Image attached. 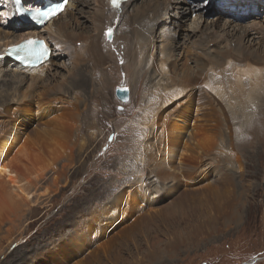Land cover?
Instances as JSON below:
<instances>
[{
	"label": "rangeland",
	"instance_id": "374dc122",
	"mask_svg": "<svg viewBox=\"0 0 264 264\" xmlns=\"http://www.w3.org/2000/svg\"><path fill=\"white\" fill-rule=\"evenodd\" d=\"M156 1L134 0V9L147 11V4ZM186 1L200 5L201 11L188 10L178 27L168 19L157 22L152 43L158 45L161 33L173 32L170 41L178 70L188 63L194 65L197 89L203 88L198 92L206 93L202 78L207 72L219 71L228 83L236 79L237 66L224 59L223 47L214 46L217 53L201 54L196 45L208 33L233 43L247 30L243 45L250 51H263L264 0ZM104 3L68 0L63 12L30 30L25 28L29 23L11 16L7 0H0V47L4 42L1 32L13 33L11 40L32 31L34 37L49 42L53 54L36 67L41 80L34 92L29 89L33 83L30 72L0 64V139L12 132L20 145L26 143L28 162L21 157L19 164L28 163L34 169L32 176L39 178L38 198L34 196L29 207L14 204L6 195L7 187L0 185V264H264V146L260 140L264 144V118L263 137L257 134L259 140L251 144L246 139L231 140L234 150L226 147L232 160L227 172L233 184L221 183L225 169L180 175L171 168L158 177L153 161L159 153L152 134L161 129L164 115L174 113L167 120L182 123L186 91L172 97L171 88L167 93L161 89L165 77L152 78L151 63L137 67L130 61L120 36L121 30L128 31L127 14L131 12L115 22L114 12L103 10ZM171 11L165 12L167 17ZM168 18L174 19L173 15ZM165 23L168 28L162 30ZM109 29L111 40L105 35ZM258 67L264 70V64ZM116 87L129 89L127 101L116 97ZM160 100L166 101L157 109L162 118L151 127L155 116L151 103ZM233 107L235 113L227 108L225 115H218L222 134L231 126L225 134L233 131L240 140L247 131V138L258 125L259 113L264 116V107L249 105L244 112L238 104ZM190 112L191 121L196 122L195 107ZM54 122H61L66 130L45 133ZM227 140H222L223 145ZM52 146L58 154L49 150ZM256 151L258 158L252 156ZM236 160L244 163L243 172ZM176 174L180 177L170 181ZM214 193L219 196L208 203L210 210L205 213L199 198ZM226 200L233 203L234 216L229 215L231 204ZM208 214L215 215L210 225L214 229L204 227L205 232H198Z\"/></svg>",
	"mask_w": 264,
	"mask_h": 264
},
{
	"label": "bare ground",
	"instance_id": "6f19581e",
	"mask_svg": "<svg viewBox=\"0 0 264 264\" xmlns=\"http://www.w3.org/2000/svg\"><path fill=\"white\" fill-rule=\"evenodd\" d=\"M22 1L23 4L27 7L33 6L36 8L39 7L42 2V0H22ZM249 1L253 3L260 1L263 2V0H249ZM7 2L9 5V0H7ZM102 3H104L102 7L103 10L105 9L106 12L109 10L114 12L115 22H121V20L125 17V14L131 12V14H127V16H130L128 21V31L127 33H125V31L121 30V36H120L121 40L124 39L126 54L127 57H129L130 61L135 62V65L137 67L139 66L138 64L144 65L147 62L149 64L151 63L152 78L155 79L157 76L165 77L166 79L164 83L161 85V89L165 90L167 93L168 92L167 90L171 88L172 97L182 95V93L186 91V93H184L183 96H185L188 101L186 102L187 106L185 112L181 113L182 123H179L181 120L178 121V123H174L172 120H167V117L169 116L164 115L165 117V118L163 117L164 122L161 121L163 123H161V125L158 124L161 126L160 127L161 129L158 131V133L156 130H154L156 132H153L152 134V136L156 138L155 145L157 147V152L159 153V156L156 157L155 161H153L155 166V173L157 174V176L160 175V173H164V171L171 168L177 170L180 175L187 174L189 172L193 173L198 169L203 170V172L207 171V173H210V171L212 172L215 170L221 172L222 169H225L223 170L225 172L221 174L222 175L221 183L223 185L233 184L232 175L231 173L227 172L228 165L232 160L227 156L226 147L228 145L227 148L231 151L234 150L232 144L233 141L235 143H238L239 141L242 142L243 139H246L244 142L245 143L250 142L251 144V140L258 139L257 134L262 135L263 137V126L261 127V122L263 121L264 116L262 113H259V116L256 117V122L258 123V125L256 124V127L249 132L250 133L249 137L247 138L245 137V134L247 132L245 131V134L240 136L242 139L239 140L237 137L234 136L233 131L231 133L229 132L230 131L229 130L228 133H226L227 135L225 134V132H227L229 128L231 129V126L228 127V129H226V131L224 132L225 135L222 134L223 127L222 128L220 127L221 125L220 123L222 122V120L221 121L219 120L218 115L219 114L225 115L224 110H226L227 108L235 113L236 109L233 107V105L236 104H238L239 109H242L243 112L245 111L246 107L249 105H253L255 108H260V109L264 107V75H263L264 70L262 67H258V64L261 65L264 64V50L262 51L256 49L255 51L254 50L250 51L246 46L243 45L241 39L242 36H244L247 33V30H243L241 32L242 34L241 37H237L236 39H234L233 43H231L232 42L231 39L222 38L214 33H208L206 35V39L203 40L199 44V46L196 45L197 52L201 54H208L212 52L217 53L213 49L214 46L223 47L224 49L222 51L224 52L223 54L224 59L227 62L234 61L235 65L237 66V70H236L237 75H236V79L234 80L230 79L228 83H224L222 77L219 75L220 74L219 71H217V74L212 71L207 72L202 78L203 79L202 81H204L205 84L204 87H206V93H201L198 91H201L203 88L201 90H199L200 88L197 89V84L194 81L195 78L194 65L191 66L188 63L182 65L178 70V65L175 64L176 60L174 61L173 58V52H174L173 45L171 44L170 41L171 38L173 37V32L172 33L170 32L171 34L169 33L168 35L164 32L161 33L158 36L160 39L158 40L159 42L158 45L152 43L153 42L152 30L154 24H156L161 20L165 21V19H168L170 23L174 21L173 23L177 25L178 23H181L183 21L188 10L197 9L198 11H201L200 5L194 3H188L186 0H158L152 5L147 4V9H146L147 11H145V9L135 10L134 0H127L121 2V6L118 9L112 6L111 0H104V1L102 0ZM167 10L173 11V12L171 11L170 14H168V17L169 15H173L174 19L173 18L169 19L166 16L165 12ZM15 17L17 21L24 22L23 19L18 18L16 15ZM102 17L103 16L101 13L100 15L97 16V21L98 22L101 21ZM119 24L120 23H117V25ZM101 25H103V22ZM178 25L180 26L181 24ZM25 26H26L25 28H29L30 30L35 29L36 27L34 24L32 25L26 24ZM59 27L63 29L65 28V24H62ZM165 28H168V24L166 23L163 24L161 29L164 30ZM58 32L60 33L61 36L66 37V33H64L63 31L58 29ZM1 33H3V39H4V42H2L1 45V47H3L4 49V50L2 49L3 52H5L6 48L9 47V45L20 43V41L24 38L27 39L31 37V38L39 39V37L33 36L32 31L30 32L26 31L23 34L25 35L24 37L22 35L19 37H14L11 40L9 39L11 38L10 36H14L12 35L13 33L12 34H9L8 32H1ZM40 38L45 40V38H43L42 36H40ZM162 38L163 40L161 41ZM46 42L49 44L47 40ZM52 55L53 54L51 51L50 56ZM1 63H10L14 68H17L20 71L23 70L30 72L31 76H33L32 79L33 83L29 85V89L30 92L31 91L34 92L36 86L38 85L37 82L41 80L40 77L41 74L39 69L36 68L37 66L33 68H22L19 64H17L15 61L9 58L5 53L4 56H0V64ZM192 64H194V62H192ZM154 65L156 66L155 70H154L155 68ZM235 83H236V88H235ZM164 97L166 98V95ZM165 102L166 101L160 100V102L151 103V108L155 112V116L154 114L152 116L153 121H150L151 127L157 125V121L159 120V118H162L157 114L158 113L157 109L159 110L160 105L161 104L164 105L163 103ZM6 103H10V102L6 100ZM38 105L40 106V104ZM193 107H195L198 114L196 118V122L191 121L192 114L190 112V109ZM152 110H151V114L154 113L152 112ZM174 115L175 114L173 113L170 117H173ZM226 118L228 117L224 116V119ZM213 119H216V121L214 122L215 124H213L214 121ZM60 130L64 131L66 130V128L63 126L61 122H54L51 130L48 129L45 131V133L46 132L59 133ZM225 136L228 138V140L226 141V144L223 145L222 142L224 141L222 140L226 138ZM17 139L18 138H15V136H12V132H9L7 136L0 139V185H5L7 187L6 195L10 198L12 202H14V204L17 203L20 205L30 204L27 205V207H29L31 206V202L34 201L33 197L38 196V194L36 193L37 192L36 186L39 184V178H37L36 176H32V174L34 173L33 172L34 169L32 166H30L27 163L28 162L27 154H29V150L26 143H24L25 145H23V143L22 145H20L21 141ZM262 139L263 138H260L261 145L264 146V144L262 143ZM231 140L233 141L231 142ZM51 143H53V145L58 146L55 140H52ZM58 147L61 148L60 146ZM242 148L244 149V147ZM219 149L220 152H217ZM49 150L52 151L53 154H58V152L56 151L57 148L54 146L49 147ZM13 151L14 153L12 154ZM8 152L12 154L10 157L7 156ZM252 156L258 158L259 153L256 151ZM21 157L26 159L27 164L25 163L19 164ZM235 163L238 165V168L241 169V171L245 169V166L243 165L244 163H240L238 160H236ZM174 164H176V166ZM242 172L240 173V178L243 175ZM180 175L179 176L178 174H176L175 176L172 175V177H170L171 178L170 181H175L178 177H180ZM191 195H193V193L187 194L189 198H191L190 197ZM218 196L219 193H214L212 195H206V194L201 195V197L199 198L200 209L202 211H205V213H207L210 210L208 207V203L213 204L216 198H218ZM225 203L231 204L229 215L234 216L236 210H234L233 203L231 202V200H226ZM204 217L205 220L203 219L202 216L200 218L203 220H202V225L197 227L198 232H202V231L205 232L207 229L209 230L214 229L213 225L212 226L210 225L212 224V222H214L215 215L208 214L205 215ZM204 227H206L207 229Z\"/></svg>",
	"mask_w": 264,
	"mask_h": 264
},
{
	"label": "snow or ice",
	"instance_id": "6c2138e0",
	"mask_svg": "<svg viewBox=\"0 0 264 264\" xmlns=\"http://www.w3.org/2000/svg\"><path fill=\"white\" fill-rule=\"evenodd\" d=\"M121 2L122 0H111V4L114 8H119L121 6ZM66 3V0H64V3L58 4L56 7L54 8H49L46 11H42V12H38L36 13V15L38 16H43L45 18H50L52 16L57 15L60 11L63 10L64 8V4ZM19 11V9L17 10ZM111 32V29H109V33ZM29 43H32V41H29Z\"/></svg>",
	"mask_w": 264,
	"mask_h": 264
},
{
	"label": "water",
	"instance_id": "95a60500",
	"mask_svg": "<svg viewBox=\"0 0 264 264\" xmlns=\"http://www.w3.org/2000/svg\"><path fill=\"white\" fill-rule=\"evenodd\" d=\"M105 35L108 40H111L113 32L109 33V30H106ZM115 95L120 101H127L129 99V89L127 87H116Z\"/></svg>",
	"mask_w": 264,
	"mask_h": 264
}]
</instances>
